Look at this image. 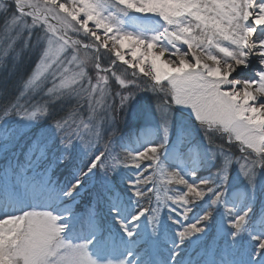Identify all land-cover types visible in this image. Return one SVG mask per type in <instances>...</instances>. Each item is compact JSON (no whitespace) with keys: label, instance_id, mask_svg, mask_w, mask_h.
<instances>
[{"label":"snow or ice","instance_id":"obj_1","mask_svg":"<svg viewBox=\"0 0 264 264\" xmlns=\"http://www.w3.org/2000/svg\"><path fill=\"white\" fill-rule=\"evenodd\" d=\"M0 264H264V0H0Z\"/></svg>","mask_w":264,"mask_h":264}]
</instances>
